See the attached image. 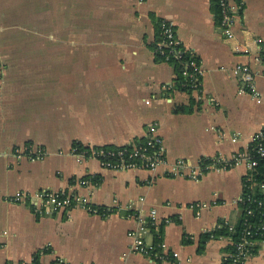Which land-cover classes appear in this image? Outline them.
<instances>
[{
    "label": "crops",
    "instance_id": "0c3cea01",
    "mask_svg": "<svg viewBox=\"0 0 264 264\" xmlns=\"http://www.w3.org/2000/svg\"><path fill=\"white\" fill-rule=\"evenodd\" d=\"M242 3L232 40L213 0H0V264L35 256L43 264L57 257L73 264H172L130 248L136 216L149 221L151 209L156 218L142 234L146 243L165 242L178 254L175 264H223L230 237L202 235L239 221L243 165L195 181L167 177L163 167L111 170L70 150L75 142L121 146L151 127L170 162L247 147L264 123V0ZM163 18L199 61L201 85L190 93L175 89L172 65L155 58ZM238 64L255 72L258 98L239 93ZM28 143L48 154L15 159L13 148ZM41 189L77 193L119 211L34 213L27 202L7 200ZM193 203L207 206L197 216ZM255 244L245 264H264V238Z\"/></svg>",
    "mask_w": 264,
    "mask_h": 264
},
{
    "label": "built area",
    "instance_id": "2783aa9c",
    "mask_svg": "<svg viewBox=\"0 0 264 264\" xmlns=\"http://www.w3.org/2000/svg\"><path fill=\"white\" fill-rule=\"evenodd\" d=\"M145 0H137L142 3ZM220 8L219 24L227 39H234L232 27L237 17L238 11L242 8V0H217ZM159 35L161 40L155 43L156 50L164 55L165 61L171 57L179 58L183 53L189 52L175 35V25L173 21L168 19L159 20ZM236 52L248 53L249 49L241 45H233ZM191 53V52H189ZM196 71V77H192V89L197 90L201 85L200 77L201 70L199 64L191 61ZM2 64L0 63V77L2 73ZM187 74L186 66L183 71ZM234 74L238 76L242 82L239 93H248L253 98H258L259 92L255 85V72L246 64H238L234 67ZM264 75V74H263ZM148 102V101H146ZM141 140H132L124 145L117 146L116 150H107L103 146L87 147L84 150H78L73 145L70 154L78 157H91L97 159L100 165L104 168L122 171L132 169H145L148 171H157L161 167L164 168L163 175L167 177H180L191 180H198L204 174L210 171H226L233 167L243 165L245 172L242 176L241 193L236 200L238 205H243L245 215L253 216L257 214L264 217V182L256 179L258 159L264 158V123L253 133L250 143L244 149L237 151L230 156L216 155L212 157H202L197 160L187 158H177L170 162L165 154L162 139L155 134V128H149L148 133ZM236 139V138H234ZM87 153V156H86ZM45 148L34 145L25 144L13 148L12 155L15 159H27L30 161L41 160L47 155ZM81 185L87 183L86 180L79 182ZM7 200L12 203L27 202L34 213H50L58 210H69L73 208L81 209L89 214L100 215L102 217L111 213H116L119 210L116 207H99L92 205L85 197L77 193H70L65 190H47L41 189L34 193L15 192L7 195ZM206 203H193L189 205L195 210L197 216L200 215L201 209L206 207ZM150 220L146 221L139 216L137 230L131 232V250L153 260L170 261L175 264L178 254L175 251H170L168 246L163 241L148 244L142 234L148 229L149 225H153L156 218V210L151 209ZM134 215L135 214H130ZM171 219L165 217L164 223H169ZM227 225L229 230L233 224L223 221L218 223L215 229ZM211 232V231H209ZM264 234V221L255 225H247L244 228V234L240 241L234 244L230 238V244L234 245L232 253H226L224 260L230 258V264H245L247 258L252 254L251 247L254 241L251 237L256 234ZM213 237V235H211ZM10 264H34V258L29 261H21ZM43 264V263H37ZM46 264H73L62 257H57L53 261Z\"/></svg>",
    "mask_w": 264,
    "mask_h": 264
},
{
    "label": "trees",
    "instance_id": "16d2710c",
    "mask_svg": "<svg viewBox=\"0 0 264 264\" xmlns=\"http://www.w3.org/2000/svg\"><path fill=\"white\" fill-rule=\"evenodd\" d=\"M213 6H214V12L216 15V19L217 21L220 20V8L218 5L217 0H213ZM156 42H158L159 40H161V37L159 35V25H157L156 28ZM154 52H155V58L158 61H162L164 59V55L160 54L157 50H156V46L154 45ZM195 61L197 64L199 63L197 57L189 52L183 53L179 58H173L171 57L168 61L174 70V74L175 77L173 79L174 81V88L177 89L178 91H182V92H187L190 93L192 92V77H190V74H193L194 77H196V71H194V68L192 65L189 66L190 62ZM186 66V71L187 74H184L183 71L185 69ZM171 90V89H168ZM192 101V100H191ZM193 104V103H192ZM144 138H142L141 140H143ZM137 141V140H135ZM73 145H75L78 150H84L87 147L83 146L82 144L75 142ZM104 149L107 150H116L117 146H112V145H105L103 146ZM87 156V153H86ZM257 174H256V179L260 182H264V158H260L258 159V163H257ZM92 181L95 183H98V178L97 177H93ZM239 207L241 208V215H240V219L237 223L233 224V227L231 230H229L227 225H223L222 227L218 228V229H214V231L208 232L203 234V239L204 238H209L211 237V235L213 236H218V235H227L231 238V240L235 243H237L238 241H240V238L242 237V235L244 234V228L249 224V225H255L257 226L259 223H261L262 221H264V217H261L257 214H254L253 216H247L244 213L243 210V205H239ZM264 238V234H260V233H256L251 237V240H253L255 243L258 240H261ZM254 243V245L251 247L252 253H254L256 251V244ZM234 251V245H230L227 248V253H232ZM231 259L230 258H226L225 260H223V264H230ZM38 260H37V256L34 257V264H37ZM10 264V263H9Z\"/></svg>",
    "mask_w": 264,
    "mask_h": 264
}]
</instances>
